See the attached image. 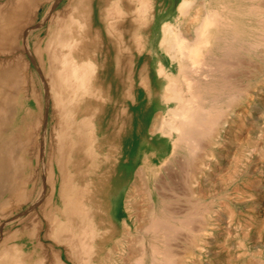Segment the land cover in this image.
I'll return each mask as SVG.
<instances>
[{
	"label": "rangeland",
	"instance_id": "rangeland-1",
	"mask_svg": "<svg viewBox=\"0 0 264 264\" xmlns=\"http://www.w3.org/2000/svg\"><path fill=\"white\" fill-rule=\"evenodd\" d=\"M180 1L145 0L142 6L137 0H0V28L4 23L6 26L0 29V33L4 32L3 29L6 31L0 34V249L3 245H17L24 254L33 256L38 264H48L50 261L56 264L57 260L60 264H82L84 261L81 262L79 256L81 244L78 233L82 220L80 216L76 217V214L65 210L66 190L62 191V186L69 180L79 185L78 196L85 185L87 191L82 196L89 203L86 213L90 216L98 212L95 221L97 231L112 229L114 234L117 233L109 243L112 247L120 244L124 231L133 236L144 235L142 219L149 203L146 197L149 193L153 201L159 203L157 190L163 192L168 197L171 209L188 202L196 203L195 197L189 196L188 191L184 194L182 190H186L185 186L191 180V169L195 166L192 163L204 155L206 148L209 150L210 134L204 138L201 136L197 142L192 136V132H196L192 129L193 120L200 117V112L208 114L212 111L206 94L202 93L197 100L193 96L190 98L194 88L187 86L184 77L197 76L195 67L190 68L192 64L183 56L184 53H178L172 59L162 41L164 24L171 23L176 29L181 27L182 17L178 10ZM114 2L127 11L123 17L115 18L107 12ZM144 4L146 10L142 11ZM140 16H145L144 21L140 20ZM69 18L73 20L72 24ZM74 18L75 21L84 19L87 23L83 46L78 49V53L93 61V84L97 83L98 86L95 85L94 95L89 93L83 98L75 112L67 113L55 103L57 66H60L61 58L66 53L57 40L60 36L57 34H66L68 37V34H72L75 37L77 30ZM8 23H15L10 24L14 28ZM234 58H228L229 63L225 67L227 74L228 71L231 74L235 72L237 76L238 71L246 73L247 65L238 66V58L235 63L232 61L237 66L233 64L230 67V59ZM248 71L246 75H249L250 68ZM168 85L175 86L182 95L188 97L181 103L165 100L163 95ZM51 87L54 89L51 90ZM245 99L249 102L244 100L241 111L250 113L251 106L255 105L262 112L254 134L255 145L250 142L251 136L246 128L240 131L234 127L231 135L234 134L235 138L231 135L228 137L225 132L221 134V142L233 145L238 143L236 139L240 137L237 146L243 148L244 155L240 163L238 159L233 162L229 174H223L222 177L215 179L211 175L221 167L220 163L209 169L207 200L216 197L214 188L217 185L229 184L227 177L239 171L237 173L243 172L240 182L252 178L260 180L262 187L254 199H261L264 203V157L260 156L261 152L264 153L263 106L250 98ZM5 104H8V110ZM175 108L178 112L181 110L182 114L174 116L170 110ZM160 117L173 120L182 131L161 127ZM86 125L90 127L89 135L85 131ZM205 137L208 138L205 140ZM202 138V141L205 140L202 144L206 143L207 146L200 144L204 148H196V144L200 146ZM90 139L92 142L88 146L87 141ZM194 140L197 143H193ZM99 141L103 144H99ZM252 146L257 147L255 156L250 152ZM222 148L218 147L219 150ZM192 153L194 157H190ZM248 154L252 157L249 158ZM192 158H195L194 161H191ZM165 160L167 163H164ZM249 162L251 166L257 167L254 173L248 175ZM157 167L160 171L158 176L154 174V168ZM186 173V177H190L188 183H185L188 181ZM159 176L161 181L169 179L166 185L165 181L164 184L157 181ZM181 183H184L183 188ZM238 183L230 186L231 193ZM130 191H135L136 195L131 204L132 209L128 210ZM159 206L158 211H161ZM200 214L202 217L203 213H199L195 221H198ZM250 215L244 219L254 236L260 240L263 251L264 210L255 209L252 217ZM169 222L170 227L175 229L169 228L166 235L172 231L167 235L170 241L167 236L166 240L170 244L174 243V246L181 244L187 233L182 221L171 218ZM61 226H65L66 230L61 232L62 235H57ZM222 226L220 231L223 230ZM145 235L149 238L145 236V243L149 246L150 235ZM232 236L246 245L250 242L240 229H233ZM254 236L251 234V237ZM59 239L62 244L58 243ZM97 242L101 244L99 235ZM66 251L74 261L68 259ZM181 256L179 251L176 259ZM150 260L147 256L146 264Z\"/></svg>",
	"mask_w": 264,
	"mask_h": 264
},
{
	"label": "bare ground",
	"instance_id": "bare-ground-1",
	"mask_svg": "<svg viewBox=\"0 0 264 264\" xmlns=\"http://www.w3.org/2000/svg\"><path fill=\"white\" fill-rule=\"evenodd\" d=\"M137 1H139L142 6L145 2V0ZM2 7L4 6L2 5ZM5 9L7 8L5 7ZM38 10L39 9H37V12ZM145 10L144 4L142 11ZM178 10L181 14L180 16L182 17V22H180L181 27L176 29L171 23L164 24L162 29V41L165 43L164 47L167 48V52L172 59H174L178 53H184L183 56L187 57L188 61L192 64V66L189 65L191 66L190 68L195 67L196 73L198 72L197 76L187 77L188 75L186 76L185 73H183L185 75L184 79L187 86H189V88H194H191L193 90L190 98L193 96L192 98L195 97L194 99H196L202 93L206 94L209 102L208 104H210L212 111L208 114L200 112V114H198L200 117L198 118V116H195V118L197 117L198 119L194 118L195 120H193L194 128L192 129L196 131H194L196 134L192 132V136L195 140H197V142H199L198 138L200 139L201 136L204 138L206 134H210V141H208L210 148L209 150L206 148L207 150H205V153L203 152L204 155L197 159V163L191 162L195 165L194 168L191 169V180L189 179L190 177H186L190 172L187 168L188 173L185 174V177L187 180L189 179L190 182L189 180L185 182L189 183L185 186L186 190H182V192H185L184 194L188 191L187 194L189 193V196L192 198L195 197V204L197 205L188 202V204L184 206L171 209V207H169L168 197L164 195L163 192L157 190L159 203L154 202L153 197L149 193V196H146L149 203L144 209L145 214L142 219L144 235L133 236L127 231H124L121 233L120 244L112 247L109 243L115 238L117 233L115 232L114 234L112 229H105L102 232L99 230L97 231L95 228L97 225V223H95L97 219V211L96 213H92L90 216L88 214L87 216L86 212L88 210L87 208L89 207V203L84 201V196H82V194H85L87 191L85 185L82 192H80V196H78L79 194L77 191L79 185L76 186L75 183L70 182L72 180L67 181L66 185L62 186V191L64 189L66 190V196L64 199L65 210L68 213L72 212V214H76V217L80 216L82 220L81 227L79 228L80 231L78 232L80 233L79 237L81 244V252L79 256L81 255V262L82 260L84 261L82 264H146L145 259L147 256L151 258L149 264H264V250H261L262 245L260 240L254 236L252 229H250V225H247L244 219L248 214L252 215L255 209L264 210V203H262V200L258 198L254 199L255 196H258L257 192L259 189L261 190L262 187L261 182H259L260 180L252 178L251 180L244 179L245 181L243 180V182H240L239 180L243 177V172L237 173L239 171H236L234 176L227 175L228 177L226 180L229 184H219L214 188L216 191V197H213V200H211L212 198L207 200V197L205 196L207 193L206 187L208 186V181L210 180L209 174L211 170L209 169L215 164H221V167H219L216 172L211 174L213 175V178L217 179L219 176L222 177L223 174H229L231 167L233 166V162H237V159L239 162L244 155V150L242 151L243 148L240 149L237 146L240 143V137H236L238 138V140L236 139L238 143L233 145L230 142H221L219 138L221 134L225 132L227 136H230L232 131H234V127H237L240 131H243V129L246 128L249 130L251 136L250 142L255 145L254 134L256 129L259 127L258 120L262 118V112L258 108H255V105L251 106L250 113L243 112V110L241 111V107L244 100L248 101L245 98H250L254 101V103L263 106L262 111L264 113V0H181L178 4ZM107 12L109 14L112 13L111 15L115 18H121L127 13V11H124L121 6L117 5V2H114ZM69 14L71 15L72 13ZM69 19L71 20V18ZM143 19H145V16L144 18L140 16V20L144 21ZM26 20L28 21V19ZM71 22H73V20H71L70 23ZM66 23L69 25L68 22ZM12 24L14 25L15 23ZM67 24L64 27H66ZM74 25L77 30L75 37L72 34H68L69 37L66 34H57L60 35L57 40L59 41L61 47L66 50V53L62 51L64 54L63 57L60 56L62 57L60 66H57L58 69L55 77V81L57 82L55 100L57 102L55 103L59 106L61 105L67 113L75 112V108L83 102V98L89 95V93L94 95L95 92H93V90H95V85L98 86L97 83L93 84V78L95 77L93 74L95 70L93 61L84 55L81 56V54L78 53V49L83 46V35L87 29V23L84 19L79 18L78 21H75L74 18ZM3 27H6L5 23L0 29ZM64 29L60 30L63 31ZM3 30L6 32L5 29ZM113 30L115 32V29ZM109 31L111 32L112 30ZM4 32L1 33L4 34ZM63 32H65V30ZM230 57L238 58L236 60L237 62L240 60L238 66L240 64H246L247 69L244 70L247 73L249 72L248 68H250L249 75L238 71L239 69L237 70L236 68V71L239 72L238 76L235 72L231 74L230 71H228L229 73L227 74V69L225 67L228 66V58ZM236 58L233 60L230 59L231 62L229 65L231 68L236 62ZM54 60L56 61V59ZM232 61L235 62L233 63ZM183 65L186 66V64ZM235 66H237V63ZM192 72H190V74ZM227 88L232 93H230L229 90L226 91ZM52 89L54 88L51 87V90ZM53 92L55 93L54 90ZM181 93L175 86L168 85L163 96L167 101L176 100L181 103L188 97H185ZM6 107L8 110V104ZM177 110L178 109L176 108L175 110L171 109L170 112L173 113L174 116L182 114L181 110L180 112ZM161 116L163 117V115ZM176 118L177 117H174L173 119ZM191 121L192 120L190 119L189 122ZM179 126L180 125L175 123L173 120H168L166 118L161 119V127H168L170 130L180 131L181 129ZM197 127L200 131H198ZM89 128V126H85L87 135L90 133ZM231 136L234 137V134ZM203 138L201 139V143H199V145L202 144L208 137H205V140L202 141ZM195 140L193 143H197ZM101 141L103 142V140ZM87 142L89 146L92 140L90 139ZM102 142L100 143L99 141V144H103ZM84 145H86V143H84ZM175 145L177 147V143ZM202 145L198 146L196 144L197 147H195L199 148ZM204 145V147L207 146L206 143ZM219 145L223 147L222 150L218 149V147H220ZM256 146H252V151H250L254 156L258 153ZM192 154L193 155L190 157H194V153ZM248 156H250V154H248ZM260 156L264 157V153L261 152ZM251 157L252 156L249 158ZM249 158L247 159L249 160ZM192 159L193 160L191 161H194L195 158ZM250 162L249 168L247 167V171L249 172L248 175L254 173L256 170L255 168L257 167L251 166ZM164 163H167L166 160ZM159 167H157L158 169L154 168L155 175L160 172ZM164 167L165 166H163V168ZM165 168L164 170L167 171V168ZM156 179L160 182L162 178L159 176ZM184 179H182L183 182L185 181ZM167 180L165 181L164 179L165 184L164 181L161 182L166 185V182H168ZM211 181H214V179ZM235 182L239 183L234 187V190L231 193L230 186H233ZM70 183L71 186H69ZM62 184L63 183H61V185ZM181 184V187L184 186V183ZM135 195V191H130V194H128V201H130V204H127L128 210L132 209L131 204ZM158 204L160 205L159 209L162 208L161 211H158ZM226 208L228 209L227 211H225ZM199 213H203V215L201 217L200 214V217L198 218V221L196 220V222V215ZM251 215L249 217H252ZM170 217L175 220L177 219L180 222L182 221L181 223H183L184 226L182 227L183 229L185 228L187 232L182 238L183 242L176 246L173 245L174 243L170 244V242H168L170 239L167 235H170L172 231L170 230L169 234L166 235L169 228L175 229L170 227ZM226 217H228V219H226ZM102 218H104V216H102ZM59 223L58 225L60 226ZM61 225H63V223H61ZM193 225L195 226L193 227ZM221 226L223 230L220 231ZM233 229L242 230L244 238L248 237V240L250 241L249 244L246 245L245 242H242L241 240H235L234 236H232ZM65 230V226H61L60 229H58L57 235H62L61 232H64ZM145 234L150 235L151 240L149 241V246L146 245L148 244L147 242L145 243V236H147ZM251 234L254 237H251ZM98 235L101 238L100 243L102 245H106L108 242L106 246L104 245V247H101L102 245L98 244ZM160 237H165V239L162 240L163 238L161 239ZM166 238L168 240H166ZM60 241L61 240L59 239L58 243H61ZM179 251L182 253V256L180 259H176V255H179ZM45 253L47 252L45 251ZM66 253L68 259L74 261L71 257L72 255L70 256L67 251ZM247 256L249 257L248 259ZM58 261L59 260L56 261V264H60ZM0 264H38V262L35 261L33 256L24 254V252H22L20 247L17 245H3L0 249ZM48 264H53V262L50 261ZM63 264L69 263L63 262Z\"/></svg>",
	"mask_w": 264,
	"mask_h": 264
}]
</instances>
